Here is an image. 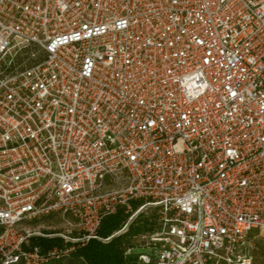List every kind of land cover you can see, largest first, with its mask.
<instances>
[{
	"label": "built area",
	"instance_id": "1",
	"mask_svg": "<svg viewBox=\"0 0 264 264\" xmlns=\"http://www.w3.org/2000/svg\"><path fill=\"white\" fill-rule=\"evenodd\" d=\"M148 211L124 264H252L264 0H0V264L60 262Z\"/></svg>",
	"mask_w": 264,
	"mask_h": 264
},
{
	"label": "trees",
	"instance_id": "2",
	"mask_svg": "<svg viewBox=\"0 0 264 264\" xmlns=\"http://www.w3.org/2000/svg\"><path fill=\"white\" fill-rule=\"evenodd\" d=\"M124 215L122 211L117 212L115 215L105 218L99 229V236L101 238H107L114 231H116L121 223L124 221ZM146 223V222H145ZM146 230L152 228L148 225ZM140 231V227L132 228L131 233L134 234ZM128 235V234H127ZM127 235L119 236L111 239L107 243H101L96 240L88 242L84 247L78 249L72 256L61 260L60 262L53 264H124L123 252L129 245L124 240L128 238ZM38 244L42 248H48L55 243L51 241L41 240ZM132 258V257H131ZM131 258L128 260L130 261Z\"/></svg>",
	"mask_w": 264,
	"mask_h": 264
},
{
	"label": "rangeland",
	"instance_id": "3",
	"mask_svg": "<svg viewBox=\"0 0 264 264\" xmlns=\"http://www.w3.org/2000/svg\"><path fill=\"white\" fill-rule=\"evenodd\" d=\"M149 223H154V225L156 226V216L153 211H148L146 215H143L138 222L136 221L133 224V226L130 227L129 232L131 231L132 228L135 229L138 227H140V231L131 235L128 233L127 235L128 238L125 239L124 241L127 242L129 245H132V243L135 241V239H132V236L142 231H146L147 226H144V224L148 225ZM46 224L49 225L50 230H55V231L62 227V223L56 219L50 220ZM253 238L254 239L249 251V254L252 257V264H264V235L254 234ZM133 258H136V255H134ZM219 264H226V263H219Z\"/></svg>",
	"mask_w": 264,
	"mask_h": 264
},
{
	"label": "water",
	"instance_id": "4",
	"mask_svg": "<svg viewBox=\"0 0 264 264\" xmlns=\"http://www.w3.org/2000/svg\"><path fill=\"white\" fill-rule=\"evenodd\" d=\"M131 254H147V255H150L151 252L147 249H144V248H139V249H131L130 251Z\"/></svg>",
	"mask_w": 264,
	"mask_h": 264
}]
</instances>
